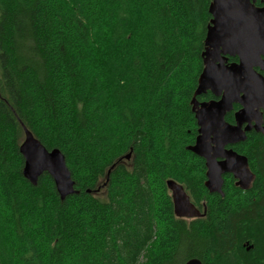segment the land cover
Instances as JSON below:
<instances>
[{
  "label": "trees",
  "instance_id": "obj_1",
  "mask_svg": "<svg viewBox=\"0 0 264 264\" xmlns=\"http://www.w3.org/2000/svg\"><path fill=\"white\" fill-rule=\"evenodd\" d=\"M210 2L0 0V264H264V133L228 146L246 190L226 173L210 192L187 148ZM23 126L64 154L74 193L23 176ZM169 179L203 215H175Z\"/></svg>",
  "mask_w": 264,
  "mask_h": 264
},
{
  "label": "water",
  "instance_id": "obj_2",
  "mask_svg": "<svg viewBox=\"0 0 264 264\" xmlns=\"http://www.w3.org/2000/svg\"><path fill=\"white\" fill-rule=\"evenodd\" d=\"M255 0H211L204 40L203 69L191 98V108L198 130L193 145L187 146L205 160V186L210 192L222 194L223 175L232 174L235 185L246 190L252 186L255 174L247 158L229 145L245 140L246 132L254 129L264 133V76L255 70L264 67V7ZM264 4V0H261ZM237 56L229 62L227 56ZM263 58H262V57ZM210 91L214 98L198 100L197 96ZM234 111V123L225 115ZM19 150L24 158L23 176L33 185L47 172L53 178L61 199L75 192L74 181L58 149H47L25 126ZM131 152L127 153L129 159ZM174 213L178 217L194 218L204 214L191 200L184 187L167 180ZM184 264H202L191 257Z\"/></svg>",
  "mask_w": 264,
  "mask_h": 264
},
{
  "label": "flooded vegetation",
  "instance_id": "obj_3",
  "mask_svg": "<svg viewBox=\"0 0 264 264\" xmlns=\"http://www.w3.org/2000/svg\"><path fill=\"white\" fill-rule=\"evenodd\" d=\"M254 5L256 6V7H264V4L261 2V0H255L254 2ZM210 19H211V17H210ZM227 56V60L229 61V62H233V61H237L238 60V58H237V56H229V55H226ZM231 57H233V58H236V60H233V61H230L229 60V58H231ZM262 57V56H261ZM263 58V57H262ZM255 70L256 71H258L260 74H262L263 76H264V67L263 68H261L260 66H256L255 67ZM238 108H239V105H238ZM237 108V109H238ZM236 109V110H237ZM200 210V209H199ZM201 211V210H200Z\"/></svg>",
  "mask_w": 264,
  "mask_h": 264
},
{
  "label": "bare ground",
  "instance_id": "obj_4",
  "mask_svg": "<svg viewBox=\"0 0 264 264\" xmlns=\"http://www.w3.org/2000/svg\"><path fill=\"white\" fill-rule=\"evenodd\" d=\"M231 175V174H230Z\"/></svg>",
  "mask_w": 264,
  "mask_h": 264
}]
</instances>
